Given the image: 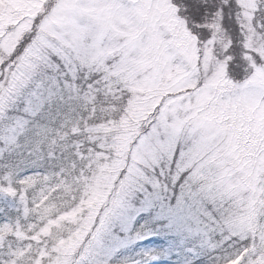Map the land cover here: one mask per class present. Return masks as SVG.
Masks as SVG:
<instances>
[{"label": "snow or ice", "instance_id": "1", "mask_svg": "<svg viewBox=\"0 0 264 264\" xmlns=\"http://www.w3.org/2000/svg\"><path fill=\"white\" fill-rule=\"evenodd\" d=\"M0 264H264V0H0Z\"/></svg>", "mask_w": 264, "mask_h": 264}, {"label": "trees", "instance_id": "2", "mask_svg": "<svg viewBox=\"0 0 264 264\" xmlns=\"http://www.w3.org/2000/svg\"><path fill=\"white\" fill-rule=\"evenodd\" d=\"M79 109L76 111L68 112L67 109H65L60 115L55 116L56 124L53 125L58 126L64 119H71L73 122H75L79 115H81ZM79 139L78 137H70L69 143L73 142L74 140Z\"/></svg>", "mask_w": 264, "mask_h": 264}]
</instances>
